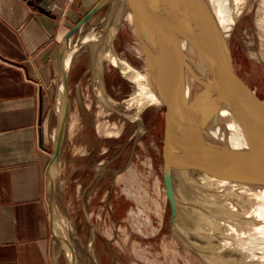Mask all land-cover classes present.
Listing matches in <instances>:
<instances>
[{
	"label": "rangeland",
	"instance_id": "1",
	"mask_svg": "<svg viewBox=\"0 0 264 264\" xmlns=\"http://www.w3.org/2000/svg\"><path fill=\"white\" fill-rule=\"evenodd\" d=\"M131 1L130 10L135 22L131 24L125 17L117 21L113 45L121 60L127 61L137 72L147 75L150 74L148 70L151 65L159 60H155L152 54L157 42L150 36L156 33L151 21L152 2L138 0L137 7L136 0ZM251 4L248 3L239 16L234 33L223 37L222 41L229 42L234 73L241 88L264 104V46L256 23L259 5L253 11ZM110 9L111 5H108L97 13L74 36L68 48V55L72 56L67 71L70 116L59 163L56 166L52 164L49 169V187L52 182L56 183L53 193L50 187L51 210L55 211L54 231L69 242L75 240V249L80 250L85 260L88 259L87 249L95 251L101 264H210L174 234L189 240L182 228L178 225L174 230L171 228V207L163 179L166 106L146 107L138 103L135 104L137 107L128 106L127 103L134 102L132 97L138 93L136 84L126 78L119 68L101 60L100 55L108 50L107 46L100 51L96 43L91 41L86 44L83 41L92 32L99 34L102 31L98 37L101 40L99 43H104L102 40L109 32L105 22ZM96 61L101 64L100 74L95 71ZM157 65L155 68L159 67ZM159 71H156L157 79L167 72L164 67L163 73ZM97 82L104 95L98 96ZM157 87L154 91L160 95L163 86L159 84ZM62 99L61 104L66 99L65 94L58 97V111L52 119L53 152L62 120L63 105L61 108L59 105ZM137 111L141 117L139 122L134 118ZM193 131L189 129L191 133L187 136L191 145L192 137L198 134L196 130L195 133ZM182 149L188 153L186 144ZM186 154L180 160L175 154L171 172L173 182L178 183L177 178L180 177L178 187L181 195L185 202L190 203L188 198L192 187L186 170ZM235 173L232 163L226 171L225 182L228 183L225 186L234 192V201L237 194ZM54 174L56 179H53ZM260 189L263 200H259V204L262 206L264 187ZM262 212L261 209L260 218ZM192 215L199 217L195 209ZM223 217H227L226 214ZM222 244L223 250L219 248V241L213 243L211 248L218 253V261L229 263L237 257L234 247L228 241ZM66 245L62 248L69 255ZM69 246L72 250V246Z\"/></svg>",
	"mask_w": 264,
	"mask_h": 264
},
{
	"label": "bare ground",
	"instance_id": "2",
	"mask_svg": "<svg viewBox=\"0 0 264 264\" xmlns=\"http://www.w3.org/2000/svg\"><path fill=\"white\" fill-rule=\"evenodd\" d=\"M179 2L185 5V7L188 8L187 10H189V8L192 9L194 15L195 12H197L201 15V18H205V21L210 25L212 31L217 32L221 39L234 33L237 23L240 21L239 16L243 10L245 11L248 3H252L253 11L258 4L259 9L256 10V23L260 30L259 36H261L264 46V0H179ZM112 6H115V11L111 24L108 27V35L102 40L104 43H99L101 40H99L100 37L98 36L102 31L99 34L95 33V31L92 32L87 35L83 41L86 44L91 41L96 43L95 46H100V51H103V46H107L108 50H105L106 52L103 53L101 52V60L119 68L126 78L132 80L136 84L138 93L132 97L134 102L127 103L128 106H136L135 104L138 103L146 107L149 105L162 107L169 104L172 96L175 95L181 87L185 90L186 98L196 96L205 89V85L210 79L208 74V62L201 51L193 45V43L189 42L188 37L190 33L184 28H181V30L176 27L181 31L177 32L172 29L173 34L169 33L170 37L168 38L169 42L167 46L168 54L163 51L157 40L156 48L152 54L155 55V60H159L158 62L156 60L154 64L151 65V70H148V72L150 71V74L148 73L149 75H143L137 72L127 61L121 60L116 55L113 45L115 24L122 17H125L126 21L131 24H134L135 21L133 19L134 15H132L133 13L131 12L132 9L130 10L129 1L114 0L111 3V7ZM185 14V20H187L191 26V23L197 20V17L194 16V20H190L191 16L188 15L187 11ZM145 33L148 32H144V34ZM150 36L157 39L156 33H151ZM191 39H193L192 35ZM68 53L69 51L67 52L64 63L65 72L68 71L72 61V56L70 57ZM156 64H158L159 67L155 68ZM100 67L101 64H98L96 61L95 71L98 74L101 73ZM163 67L164 69L166 68V75L164 74L165 72H162ZM159 70L163 75H161V78L158 77V80L155 75L156 71ZM159 84L163 86V91L160 92V95L155 92ZM96 86L99 96L102 92L99 89L98 82ZM60 90L64 95L65 87L63 83H61ZM103 91H105V89H103ZM60 101L62 103L63 99L59 100L60 108L61 105H63L61 113V117H63L66 99L63 104H61ZM262 106L264 107V104ZM111 108H113V105ZM238 114L239 112L230 98H225L221 104L218 100L214 99V97L207 99L204 101L190 127L191 131L196 130L198 133L197 136L192 134V136H194L192 137V145L187 140V136H190L188 134L186 135V139L179 145V160L183 154H186V149L183 150L182 148L185 144L187 145L188 153L185 156L186 170L189 175L192 193L188 198L190 203L185 202L181 195L180 188L178 187L180 177L177 178L178 183H175V181L173 182V189L177 200V219L171 228L174 230L175 225L182 228V230L186 232L189 240L174 233V231L173 233L184 244L192 248L201 259L210 264H264V205L261 206L259 204V200H263L262 189H260V187H264V183L251 174L235 155V152L249 151L251 149L250 136ZM125 117H127V115ZM134 118L139 122L141 120L140 112L137 111V115L134 116ZM57 125L59 124L57 123ZM180 131L181 129H178V134L182 132ZM232 163L236 171L234 177V185L237 186L235 201L232 199L234 192H230L225 186L228 183L225 182L226 171ZM57 164L54 163L55 166ZM55 174L53 175V179L55 178ZM54 185H56V183ZM194 209L199 217H194L192 215ZM261 209L263 212L260 218ZM224 214H226L227 217H223ZM59 230L60 229H58V231ZM216 241H219V248L221 250H223L222 242H230L234 247L237 257L232 259L229 263L218 261V253L213 252L211 248V245Z\"/></svg>",
	"mask_w": 264,
	"mask_h": 264
},
{
	"label": "crops",
	"instance_id": "3",
	"mask_svg": "<svg viewBox=\"0 0 264 264\" xmlns=\"http://www.w3.org/2000/svg\"><path fill=\"white\" fill-rule=\"evenodd\" d=\"M100 1L0 0V264H101L54 231L49 187L62 45Z\"/></svg>",
	"mask_w": 264,
	"mask_h": 264
},
{
	"label": "water",
	"instance_id": "4",
	"mask_svg": "<svg viewBox=\"0 0 264 264\" xmlns=\"http://www.w3.org/2000/svg\"><path fill=\"white\" fill-rule=\"evenodd\" d=\"M114 0H101L66 36L62 45L59 59V79H58V95L63 94L60 90L61 83L65 87V108L64 115L61 120L59 131L55 138V149L52 164L59 163L61 151L65 138V128L68 122L70 103L69 96V78L64 70L65 57L68 48L74 36L82 31V29L91 21V19L106 6L111 5ZM129 1V0H127ZM133 1V0H132ZM131 1V2H132ZM187 1V0H186ZM152 12V24L156 31L157 40L163 51L168 54V38L169 33L173 34L172 29L180 32L184 28L190 36L189 42L193 43L203 54L208 62L209 82L206 83L205 89L196 96L186 98L183 87L175 95L172 96L169 104L166 105L167 121H166V138L164 144V163H163V179L167 198L171 207V226L177 219V200L173 189L172 180V162L175 154H179V145L186 139V135L200 111L204 101L211 97L219 101L221 104L225 98H230L235 108L239 112L242 124L247 130L251 140V149L249 151L235 152L237 158L243 163L246 169L253 174L258 180L264 183V107L254 95L244 91L234 73L232 55L229 42L225 43L217 32H213L212 28L201 18V15L183 5L179 0H150ZM35 6L34 2H30ZM137 7L139 1L136 0ZM115 6H112L110 13L105 22L107 29L113 19ZM186 11L191 16L190 20H194L191 26L185 20ZM143 18H145L143 16ZM146 19V18H145ZM144 20V19H143ZM148 22V19L145 20ZM178 27L181 30H178ZM194 30V31H193ZM191 35L193 39H191ZM197 74V73H196ZM58 96V97H59ZM182 132L178 134V129ZM40 144L43 146V133L40 132ZM51 164V165H52ZM51 192L55 188L54 182L51 183ZM51 198V197H50ZM52 210V215H53Z\"/></svg>",
	"mask_w": 264,
	"mask_h": 264
}]
</instances>
